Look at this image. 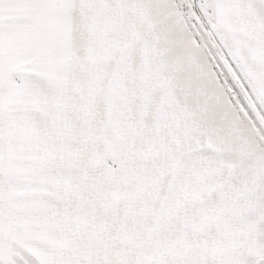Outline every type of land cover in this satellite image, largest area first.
I'll return each instance as SVG.
<instances>
[{
    "label": "snow or ice",
    "instance_id": "6c2138e0",
    "mask_svg": "<svg viewBox=\"0 0 264 264\" xmlns=\"http://www.w3.org/2000/svg\"><path fill=\"white\" fill-rule=\"evenodd\" d=\"M0 264H264V0H0Z\"/></svg>",
    "mask_w": 264,
    "mask_h": 264
}]
</instances>
